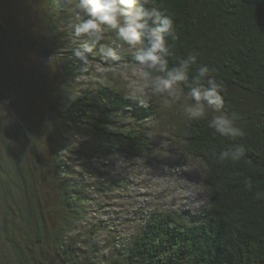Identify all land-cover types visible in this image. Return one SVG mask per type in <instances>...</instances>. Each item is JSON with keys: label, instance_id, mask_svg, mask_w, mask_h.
Masks as SVG:
<instances>
[{"label": "trees", "instance_id": "16d2710c", "mask_svg": "<svg viewBox=\"0 0 264 264\" xmlns=\"http://www.w3.org/2000/svg\"><path fill=\"white\" fill-rule=\"evenodd\" d=\"M50 1V15L68 14L61 0ZM155 6L175 19L176 54L195 51L201 62L216 67L226 111L237 112L245 129L237 141L246 148L244 158L217 164L213 147L219 151L231 141L214 137L206 121L183 117L177 125L188 156L210 169L203 185L211 190V207L149 215L136 234L113 245L115 258L103 255L92 240L84 244L80 233L68 235L88 216L85 191L109 190L97 177L104 174L92 171L94 158L110 161L119 154L132 160L157 147L136 124L125 126L117 116L142 120L157 110L124 101L109 88L48 96L31 57L56 53L54 28L48 27L49 36L27 37L17 19L25 7L19 0H0V264H264V201L255 199L257 191L264 192V0H155ZM35 121L49 128L51 148L58 153L68 152L64 133L90 136L99 145L68 158L97 178L90 185L76 178L67 163L53 160L56 218L45 201L48 194L42 196L38 187L44 135L36 134ZM249 178L251 191L245 187Z\"/></svg>", "mask_w": 264, "mask_h": 264}, {"label": "clouds", "instance_id": "9594fccd", "mask_svg": "<svg viewBox=\"0 0 264 264\" xmlns=\"http://www.w3.org/2000/svg\"><path fill=\"white\" fill-rule=\"evenodd\" d=\"M61 3L71 12L67 29L76 47L69 51L82 73L101 64L108 65L126 98L145 108L154 104L157 112H179L186 122L206 121L214 137L219 135L231 141L219 151L213 147L211 156L217 164L237 163L244 158L246 148L237 141L245 136V129L237 112L226 111L225 88L217 77L216 67L201 62L195 51L186 56L176 54L180 37L175 19L156 7L155 0H61ZM68 96L71 101L77 99ZM155 123L150 126L155 127ZM147 135L151 138L152 132ZM161 149L165 150L163 154ZM166 149L167 141L161 140L158 149L133 157L131 162L115 154L113 175L143 182L137 191L163 194L162 199L154 201V211L163 212L168 206L178 209L185 198H195L198 193L200 198L193 200L192 210L211 207L210 189L197 190L187 185L184 177L173 175L167 164L162 163L159 169L147 164L146 157L165 160ZM93 163L99 167L104 161L94 158ZM191 168V164L185 165V171ZM209 171L207 165L198 169L201 184ZM245 187L252 190L250 178ZM255 199L264 201V192L257 191Z\"/></svg>", "mask_w": 264, "mask_h": 264}, {"label": "rangeland", "instance_id": "374dc122", "mask_svg": "<svg viewBox=\"0 0 264 264\" xmlns=\"http://www.w3.org/2000/svg\"><path fill=\"white\" fill-rule=\"evenodd\" d=\"M19 1L26 11L20 14V16L17 14V19L27 37L40 38L41 36H49L47 33L48 27L54 28L56 35L55 47H58L56 53L51 55L49 60V55L41 53H36L31 57V62L36 69V76L42 89L48 96H54V99L58 98L64 90L69 94L72 93L74 96H78L88 90L98 93L102 89L109 88L116 91L124 101H129L134 105L137 104L139 107H142L137 101L125 97L123 94L124 89L118 86L119 81L114 78L112 68L108 65L101 64L98 68H90L88 72L82 73L78 63L71 57V51H69V49L76 47L72 43L70 31L67 29V24L71 17L69 15L70 12L68 14L66 12L63 15L64 17L50 15L48 12V8L51 5L50 0ZM49 43V41H46L45 45L49 47ZM127 59L131 60V57ZM95 63L96 61H93V64ZM131 109L128 107L126 113H129ZM182 119L183 115L179 112H157L154 117H147L142 120L136 116L134 118L128 115L126 117H123V115L117 116L118 122L125 126L129 127L131 124H136L135 126L138 127L140 132L156 144V149L159 148L161 140L167 141V158L160 161L153 157H146L147 164L155 169H159L162 163L167 164L173 175L184 177L187 185H191L198 190L200 187H205L200 183L201 175L198 169H201V165L198 161L188 156L186 152L182 135H180L177 125ZM151 122H156L155 127L150 126ZM14 124L15 126L13 127L21 131L19 123ZM33 129L38 137L40 134L44 135L40 140L44 147V150L40 153L41 162L44 164V167L42 166L40 170L42 182H38V187L42 196H44V193L48 194L44 196L45 201L49 205L52 216L56 218L55 211L57 209L58 197L57 192L52 188L53 160L60 159L67 163L77 173L76 178L82 179L83 182L90 185L97 182V178H90V174L81 171L75 165L76 161L71 162L69 159H75L76 155H71V153L74 154V152L81 148H93L99 145L90 136L72 132L64 133L65 137H63L64 134L61 135L63 138L62 142L67 147L68 152L66 151L65 154L64 152L58 153L51 148L54 138L50 136L51 132L49 128H45L44 124L35 121ZM149 131L152 132L151 138L147 135ZM163 133H169L170 135L165 137L162 135ZM36 140L39 142V138H36ZM164 151L161 149L162 154ZM95 159L104 161V163L98 167L92 161V171L97 169L104 174V176L97 175V177L99 182L100 180H104V184L109 190L103 189L100 186L103 191L92 190L90 188L85 191L89 196L88 216L75 231L74 235L80 233L79 237L85 241L84 244H88L92 240L94 245L101 247L103 255H113L115 258V254H112L113 245L118 244L125 238L132 237L143 225L145 218L153 213L160 212L154 211L153 207L154 201L162 199L163 194L137 191L136 189L139 187V184L143 182L120 175H113L112 170L115 167L114 159L110 161L101 158ZM186 164H191V170L185 171ZM199 198L200 194L198 193L195 198H185L180 208L173 210L171 206H168L163 212H173L176 214L199 212L200 209L192 210L193 200ZM172 203L175 204V201Z\"/></svg>", "mask_w": 264, "mask_h": 264}]
</instances>
